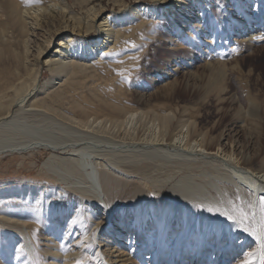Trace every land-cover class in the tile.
Segmentation results:
<instances>
[{
	"label": "bare ground",
	"instance_id": "1",
	"mask_svg": "<svg viewBox=\"0 0 264 264\" xmlns=\"http://www.w3.org/2000/svg\"><path fill=\"white\" fill-rule=\"evenodd\" d=\"M92 1L0 0V141L7 130L11 133L9 126L18 113L34 124L40 123V116L54 115L69 121L77 129L75 136L70 134L73 140H65L63 133L54 134L37 128L33 129L35 134L17 141L0 142V156L50 151L51 157L45 163L46 171L59 184L66 185L62 192L56 186H44L42 182L12 183L0 189V219L4 225L0 230V264H38V248L31 240L41 229L51 232L48 236L56 237L51 250H46L48 256L57 257L54 264H70L60 259L64 257L65 247L73 241L67 238V233H71L75 240L85 239L93 225H97V231L101 224L107 222L106 216L111 214L112 208L113 211L117 208L118 203L119 209L114 212L123 218L119 221L120 225L124 222L123 228L105 226L100 229L101 242L113 243L116 252L125 253L124 245L116 244L120 235H129L137 221L148 216L158 222V231L163 234L172 220L182 230H188L186 219L194 217L201 234L211 229L210 235L214 231L219 239L223 228L229 226L234 235L243 234L247 241L254 238L255 243L263 246L264 159L248 158L238 151L234 142L226 146L220 138L193 129L195 122L189 119H175L170 113L126 109L116 102L104 104L115 115L103 118L90 112V108L84 107L73 94L88 78V66L102 64L105 59L123 57L124 53V58H127L133 52L126 49H134L140 43L146 47L160 27L173 31L175 37L180 38L184 34L190 43L206 39L212 32L206 22L218 15L221 20L216 35L224 31L230 36L237 33L232 39L237 48L210 69L204 66L203 72L209 76L207 87L216 92L218 105L225 103L223 97L234 88L240 100L245 102L247 95L256 97L254 89L264 85V70L254 67L245 74V58L238 52L247 47L245 52L249 60L264 61V14L258 11L253 19L247 17L248 21L244 22L238 18L241 16L240 6L248 5H241L236 0L226 1L223 7L221 0H151L158 9L139 7L130 13L123 4V16H114L107 15L106 8H88ZM136 1L141 3L142 0ZM77 6L85 16L76 10ZM200 13L202 16L197 18ZM30 21L35 23L38 33L34 32L43 40L35 54L31 53L29 46ZM253 29L256 31L251 33ZM93 33L97 37L92 38ZM176 54L186 56L190 51L180 48ZM29 55L33 58L30 59ZM45 69L51 78L42 83ZM256 70L260 71V76L254 80ZM225 71L229 73L228 90L223 84ZM62 105H67L79 115L62 113L59 110ZM16 107L18 109L14 111ZM148 117L151 127L141 128V123ZM237 118L239 122L241 118ZM244 121L249 119L245 117ZM146 133L150 135L143 137ZM261 138H264V125L260 129ZM95 160L101 163L96 164ZM100 166L111 167L121 179L100 173ZM159 166L172 168H168L166 181L175 179V182L166 194L172 200L153 205L144 190L128 181L136 177L143 179L141 177L146 172ZM226 192H233V197L238 200L239 193L247 199L244 200L248 210L246 215H242L238 200H235L236 209V206L229 207ZM64 200L70 207L76 206L67 211L62 206ZM103 204L111 205V210H105ZM85 205L87 209L84 212L82 207ZM74 208L78 209L74 211ZM209 208L212 209L211 216L207 211ZM71 210L75 216L72 214L69 220ZM251 210L256 212L253 214ZM225 213L232 218L230 221L223 215ZM100 214L104 222L98 220ZM62 221H67L65 234L61 228ZM88 221H93L89 229L86 226ZM17 238L19 240L15 244ZM21 242L24 243L22 248ZM88 250L97 264H106L105 256L94 240H91ZM214 254L208 258L203 255L201 260L206 259L212 264ZM263 259L261 252L255 250L246 259L234 262L229 258L223 264H261ZM82 260H85L82 264H89L90 257L84 254ZM135 261L134 264H140L138 257Z\"/></svg>",
	"mask_w": 264,
	"mask_h": 264
},
{
	"label": "rangeland",
	"instance_id": "2",
	"mask_svg": "<svg viewBox=\"0 0 264 264\" xmlns=\"http://www.w3.org/2000/svg\"><path fill=\"white\" fill-rule=\"evenodd\" d=\"M75 1L70 0L71 3ZM226 1L231 0H221L220 5L223 7ZM236 1L241 5L244 3L248 5L240 6L241 16L238 18H241L244 22L248 21L247 17L248 19H253L258 11L264 14V0ZM123 4H126L127 9H130V13L139 7H145L149 10L156 7L158 9V5L151 0H142L141 3H137L136 0H93L88 8L93 6L97 9L106 8L107 15L118 16L120 14L123 16ZM228 9H231V7ZM76 10L83 13L79 6L76 7ZM202 14L200 13L197 18H200ZM236 16L239 15L237 14ZM199 20H197V23ZM220 20L221 16L218 15H214L211 19H208L206 24L210 26L212 32H209L206 39L192 41L191 43L189 39H185L184 34L180 35V38L175 37L173 31L160 27L146 47H143L140 43L134 49H126L125 51L129 53L133 52L127 58H124L126 55L124 53L123 57L111 60L105 59L102 64L88 66V78L84 80L82 86L73 94L74 97L84 107L90 108V112L96 113L103 118L115 115L109 107H105V103L116 102L126 109L149 110L162 114L170 113L175 119H189L195 122L193 129L220 138L221 142L226 144V146H230L234 142L237 145L238 151L247 155L248 158L264 159V138L260 139V129L264 125V85L254 89L253 93L256 97L252 94L250 96L247 95L245 102L240 100L237 89L234 88L223 97L225 103L221 105L217 103L216 92L208 90L207 87L209 76L203 72L204 66L210 69L216 62H220L225 55L236 51L237 48V44L232 41L237 33L230 36L229 32L224 31L222 34L218 33L219 35H216V29H218ZM30 23L29 46L32 48L31 53L35 54V51L40 47V43L43 40L41 36L36 35L38 30H35V23L33 21H30ZM202 25L200 23V26ZM247 31L248 29L244 33L245 36L248 34ZM253 31L256 30H250L251 33ZM93 34L91 36L92 38L97 37L95 33ZM255 38L256 40H260L257 37ZM261 42L259 41L258 44H261ZM180 48L188 49L190 54L186 56L176 54V51ZM246 48L238 52L239 55L242 54L241 57L245 58L246 65L243 68L244 73L248 74L254 67L257 69L260 67L259 70L262 69L263 71L264 61L253 62L249 60V57H246ZM32 58L33 55L30 56V59ZM226 71L223 84L224 88L226 87L228 90L227 78L229 73ZM89 74L91 77H89ZM93 76L95 77L93 78ZM259 76L260 71L256 70L254 72V80ZM50 78L49 71L45 69L42 83H46ZM60 108L59 110H62V113L66 115H79L77 111L69 109L67 105H62ZM17 109L18 107L14 111ZM21 115L18 113L12 119V126H9L11 133H8L7 130L6 135L1 136L3 140L0 142L17 141L20 138L32 135L34 133L33 131L37 128L49 133L52 131L54 134L56 132L63 133L65 140H73L71 136L73 134L75 136L77 133V129L73 125H70L69 121H63L54 115L40 116L38 118L40 120L39 124H34L32 123L33 121H28V119H25ZM237 117L241 118L239 122L236 120L238 119ZM245 117L249 119L248 122H242V119ZM234 120L237 122H234ZM148 121L149 117L148 119H144L143 123H141V128L143 126L144 128H150L151 122ZM42 131H38V133ZM148 135L150 134L146 133L143 137ZM50 157L51 152L48 150H38L29 154H7L0 156V189H5L7 185L12 183L25 184L42 182L44 186L51 184V186H56L57 190L62 192L66 189V185L59 184L56 178L46 171L45 163ZM95 163L98 164L101 161L95 160ZM168 168L170 167L164 168L163 166H159L146 172L141 177L143 179L136 177L130 179L128 182L144 190L151 204H158L169 199L166 194L171 190L175 182V179L166 181V176L169 174ZM98 170L100 173L104 172L114 178L121 179V176L111 169V167L100 166ZM228 194L226 199L231 205L229 207L233 208L236 206L234 208L236 209L237 205L235 200H238V198L233 197V192L230 195ZM231 196L233 200H231ZM239 196L240 200L237 203L241 206L242 215H246L248 210L244 200L247 199L244 196L242 197L240 193ZM170 199L172 200V197ZM118 205L119 203L116 205L117 208L114 211L119 209ZM62 206L68 211L69 208L71 209L76 205L70 207L68 201L64 200ZM108 206L107 204H103L104 209L107 211L109 208L111 210V205ZM77 209L74 208V211ZM86 209V205L82 207L84 212ZM114 211L112 208L111 214L106 216L107 222L101 224L99 226L100 229L105 226L114 228L121 226L123 228V225H125L124 222L122 221V225L119 223L123 218L115 215ZM254 211L251 210L253 214ZM72 214L75 216L73 210L70 211L69 220L72 219ZM99 216L100 218L98 220L104 222V217L101 214ZM186 221L188 222V230H182V227L172 220L168 223L166 232L163 234L158 231L160 228L158 222L152 220L151 217L140 218L137 221L136 227L129 235L122 233L118 241H116V244L124 245L125 253L116 252L117 248L113 246V243L107 241L102 243L100 229L96 231L97 225H93V221H88L86 224L87 228H91L92 225L93 227L85 239L78 238L75 240V237H72L71 233H67V238L70 240L73 239V241L69 242L68 246L65 247L64 257L60 259L70 264H82L85 261L82 260L83 255L88 254L90 257L89 264H97L92 252L88 250L91 240H94V243L99 246V250L103 252L106 264H134L136 263L135 259L137 257L140 264H209V261L206 259H201L203 255H206L205 257L208 258L214 253L212 264H223L229 258L234 262L239 259H246L249 253L255 250L260 251L261 256L263 255L264 257V244L263 246L258 245L252 240L254 238L247 241L243 237V234L239 236L234 235L231 232V228L226 226L228 224H224L226 228H223L221 231L222 235L218 239L216 232L213 231L214 234L210 235L211 229H208V232L205 234H201L198 227H196L194 217L186 219ZM2 222L3 220L0 219V230L4 228ZM66 223L67 221H64L61 225L62 230L64 229V234L67 232ZM128 230L130 231L131 228ZM49 233L51 232L46 233L41 229L34 240H31L32 244L38 248H36L38 264H54L57 261L56 256H48L46 253V250H51L52 244L54 243L53 240L56 239L54 236H48ZM18 240L19 238H17L15 244ZM23 246L24 243L21 242L20 247L22 248ZM196 252H198L197 256L195 255ZM261 264H264V259Z\"/></svg>",
	"mask_w": 264,
	"mask_h": 264
},
{
	"label": "snow or ice",
	"instance_id": "3",
	"mask_svg": "<svg viewBox=\"0 0 264 264\" xmlns=\"http://www.w3.org/2000/svg\"><path fill=\"white\" fill-rule=\"evenodd\" d=\"M201 210H203V209H201ZM207 211H208V214H209L210 216L213 215V213H212V209H211V208H209ZM261 214H262V220H264V201L261 202ZM223 215H224L229 221L232 219L231 217H228L226 213L223 214Z\"/></svg>",
	"mask_w": 264,
	"mask_h": 264
}]
</instances>
